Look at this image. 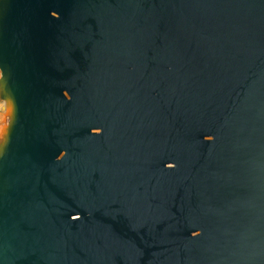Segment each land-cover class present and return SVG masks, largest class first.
I'll list each match as a JSON object with an SVG mask.
<instances>
[{
  "label": "water",
  "instance_id": "95a60500",
  "mask_svg": "<svg viewBox=\"0 0 264 264\" xmlns=\"http://www.w3.org/2000/svg\"><path fill=\"white\" fill-rule=\"evenodd\" d=\"M0 264H264V0H0Z\"/></svg>",
  "mask_w": 264,
  "mask_h": 264
}]
</instances>
